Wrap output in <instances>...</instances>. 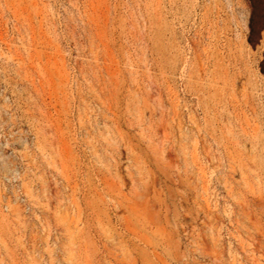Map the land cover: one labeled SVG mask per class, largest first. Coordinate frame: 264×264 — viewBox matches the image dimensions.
Here are the masks:
<instances>
[{"label": "rangeland", "instance_id": "1", "mask_svg": "<svg viewBox=\"0 0 264 264\" xmlns=\"http://www.w3.org/2000/svg\"><path fill=\"white\" fill-rule=\"evenodd\" d=\"M0 264H264V0H0Z\"/></svg>", "mask_w": 264, "mask_h": 264}]
</instances>
